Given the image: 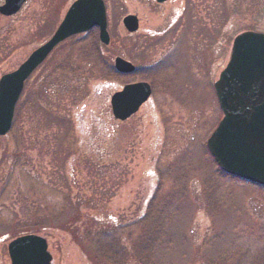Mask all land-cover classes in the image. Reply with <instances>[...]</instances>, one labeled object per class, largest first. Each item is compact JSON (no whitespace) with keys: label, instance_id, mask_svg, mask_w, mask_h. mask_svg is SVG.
Segmentation results:
<instances>
[{"label":"rangeland","instance_id":"1","mask_svg":"<svg viewBox=\"0 0 264 264\" xmlns=\"http://www.w3.org/2000/svg\"><path fill=\"white\" fill-rule=\"evenodd\" d=\"M74 1L29 0L0 17V77ZM103 1L109 44L96 32L61 43L25 82L0 138V264L25 235L46 240L52 264H95L90 234L112 222L126 232L154 195L169 212L155 264L238 259L245 249L237 264H264V189L222 175L205 147L222 117L213 83L237 35L264 34V0ZM127 15L138 20L132 35ZM116 57L139 74L116 76ZM138 81L151 84L150 99L115 121L110 96Z\"/></svg>","mask_w":264,"mask_h":264},{"label":"water","instance_id":"2","mask_svg":"<svg viewBox=\"0 0 264 264\" xmlns=\"http://www.w3.org/2000/svg\"><path fill=\"white\" fill-rule=\"evenodd\" d=\"M26 0H5L0 14L16 13ZM167 0H156L163 3ZM122 25L127 32L138 28L134 16H126ZM106 14L102 0H76L71 4L53 36L36 49L14 72L0 78V137L12 126L14 110L24 82L65 39L98 30L99 42L107 46ZM118 74H131L134 67L121 58L114 59ZM214 92L223 115L206 141V148L225 174L264 188V35L245 32L232 42L229 59L214 83ZM151 89L146 83L124 86L110 97L113 118L123 122L147 101ZM10 264H51L44 239L22 236L7 246Z\"/></svg>","mask_w":264,"mask_h":264},{"label":"trees","instance_id":"3","mask_svg":"<svg viewBox=\"0 0 264 264\" xmlns=\"http://www.w3.org/2000/svg\"><path fill=\"white\" fill-rule=\"evenodd\" d=\"M94 32L91 30L85 36ZM154 196L148 201L143 215L129 225V229L131 228L132 231L128 229L125 232L126 227L113 225L112 222L105 228L90 234L88 240L91 245L96 247L95 264H155L153 252L165 236V225L168 224L167 213L169 212L166 208H157L159 206L157 203L158 195ZM66 224L68 225L65 223L64 226ZM251 229L249 234L254 233L256 238L262 235L260 232L262 229L259 225ZM247 255L248 250L245 249L239 257H236L238 259H218L219 261L208 262L198 260L201 264H237L238 261L246 259ZM124 256L133 259H122Z\"/></svg>","mask_w":264,"mask_h":264},{"label":"flooded vegetation","instance_id":"4","mask_svg":"<svg viewBox=\"0 0 264 264\" xmlns=\"http://www.w3.org/2000/svg\"><path fill=\"white\" fill-rule=\"evenodd\" d=\"M4 1L5 0H0V6L1 5H3V3H4ZM29 0H27L22 6H24L27 2H28ZM22 9V8H21ZM16 15V14H15ZM0 17H2V18H10V17H3V16H1L0 15ZM12 17V16H11ZM170 25H168L162 32H157V35H162V34H165L166 32H167V29H168V27H169ZM170 28V27H169ZM138 73V72H137ZM137 73H135V74H132V75H127V76H129V77H133V76H135V75H137ZM139 82V81H138ZM148 83V82H147ZM150 85V87L152 88V86H151V84H149Z\"/></svg>","mask_w":264,"mask_h":264}]
</instances>
